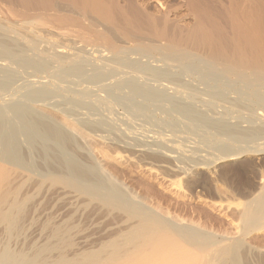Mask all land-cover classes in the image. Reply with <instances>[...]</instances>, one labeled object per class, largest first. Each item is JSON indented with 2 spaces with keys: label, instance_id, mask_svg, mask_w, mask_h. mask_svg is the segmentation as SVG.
Returning a JSON list of instances; mask_svg holds the SVG:
<instances>
[{
  "label": "bare ground",
  "instance_id": "bare-ground-1",
  "mask_svg": "<svg viewBox=\"0 0 264 264\" xmlns=\"http://www.w3.org/2000/svg\"><path fill=\"white\" fill-rule=\"evenodd\" d=\"M62 39L69 40V45ZM68 47L74 49L69 51L71 55L67 54ZM90 50L100 57L102 65L110 67L108 70H116L113 74L132 77V82L125 78L126 83L137 79L153 87L152 99L195 96L202 100V96H208L203 98L217 101L230 91L237 94L236 104L249 100L251 106L254 102L257 108L246 103L248 110L252 108L254 114L264 117V0H0V74H19L15 86L12 81L0 82V264H264V184L243 201H229L225 212L211 206L209 214L223 212L229 225L217 233L171 216L170 211L163 210L161 201L155 205L149 195L133 194V190L129 193V188L126 193L116 182L117 186L95 174L90 176L88 163L82 166L84 161L68 152L64 124L30 113L32 103L61 112L60 99L52 100L58 107L48 100L61 97L63 74L71 72L78 78V73H72L77 72L74 66L86 62ZM67 69L70 71L65 72ZM6 77L3 80H9ZM120 80L119 76V82L123 78ZM136 85L138 88L140 84ZM93 87L87 86L92 91ZM57 90L60 95H54ZM19 93L24 99L16 98ZM232 106L235 111V102ZM181 107L177 108L193 116L197 109ZM201 110L197 109L200 115ZM234 154L228 152L226 158L236 157ZM179 168L185 170L184 166ZM160 196L165 199L168 195Z\"/></svg>",
  "mask_w": 264,
  "mask_h": 264
},
{
  "label": "rangeland",
  "instance_id": "rangeland-1",
  "mask_svg": "<svg viewBox=\"0 0 264 264\" xmlns=\"http://www.w3.org/2000/svg\"><path fill=\"white\" fill-rule=\"evenodd\" d=\"M62 41L64 43L66 42V44L69 45V40H68V43H67V40L65 41L64 39H62ZM71 45H72V43L70 42V46ZM88 47H93V46L89 45ZM70 48L71 47L67 48L68 49L67 54H70L71 52L74 51L73 48H71V49ZM69 51H70V53H69ZM89 55H90V57H89L90 59L89 58H88V60L86 59L87 61L85 60L86 62H83L82 65H80L81 67L79 65L74 66L76 68L77 67L79 68V72H78V68L76 69L77 72L76 71L72 72L73 74L78 73L77 74L78 78L76 75L73 76L71 74V72H69L70 71L69 69H67V71L65 70V72H69V74L65 73V74H63L64 76L61 78V80H63V81H61V83H63V84H61V86H63L64 90L62 89V87H61V89H59L60 91H62L63 95L61 94V92L59 90H57V92L54 95L59 93V95L61 94V97L58 96V98L55 99L57 96H53L54 98L51 97V99L48 100V101H51L52 103H54V101H52V100H59L60 99L58 102L60 103V105L62 107L59 106V104H58V106H59V108H61V112H63L65 110L63 113L56 111V109L52 108V106H40V105H36L35 103L31 104V102L29 101V103L31 104L30 113L36 114L41 119H44L46 121L57 120V121L64 124L65 131L67 133L66 137L68 136V138H66L67 140H65V145L69 146L66 148L67 149L69 148L68 152L72 151L74 153V156L76 154L75 157L76 158L79 157V159H78L79 161H81V160H82L81 162L84 161L82 166H84L85 163L86 164L88 163V165H86V166H88V169H90L89 170L90 176L95 174L93 176L97 175L98 177L105 178L107 181H109L108 183L111 185L113 184V185L117 186L119 184L121 186H119V185L118 186L120 188H123L124 192L127 191L130 193V190H133V192L131 191L133 194L137 193L138 195H149L150 199L153 200V203L155 205H159L158 202L161 201L163 210L165 212L170 211L171 216H173L175 218H183V219H185L184 220L185 222H187V221H189V223L193 222L196 225H199V226H202L204 228L213 230L217 233H219L221 230L229 228L228 221L226 218H224V215L222 214L223 212H225L229 209L228 202L229 201H233V202L243 201L246 199L247 195H253V194H256V192L258 193V190L260 189L259 187L264 184L263 183L264 182V147H263L264 146V141H263L264 139L262 140V138H261L262 136L264 137V131H263L264 130V126H263L264 125L263 124L264 123L263 122L264 117L263 116L260 117L257 114L259 117L258 118L257 115L254 114V110L257 108V106H256L257 104L252 102L253 104L251 106H253L254 110L252 108H250L249 109L251 111L250 112L248 110L249 107L247 108V106H250L249 104H251V101L243 100V101H246L243 103V101L240 100V102L238 104H236L237 101H239L237 98V94L232 93V92L230 93V91L228 89H227V91H229V93L226 91L227 94L231 95V97H233V98L228 96L224 91V93L227 95L226 96L224 94L225 99H224V97H222V98L218 97L219 99L216 98L217 101L219 100L218 103H215L217 101L213 100V101H215L214 102L215 104L212 103L213 101L207 100L210 98H207V99L203 98V97H208V96H202V100H201V98L199 99L201 102H199V100H198L199 97H195V96H192V97L189 96V99H190V97L195 98V99L197 98V100L194 102H193V100H195V99L189 100L187 98L188 96H186L184 98H181V97H175L174 98L173 97V99H171V98H169V99H154L153 98L152 99L149 96H150V91L152 92L153 87H151L150 85L147 86V84L145 85L143 82H141V81L139 82L137 79L135 80V82L133 81V83H130V82H132L131 81L132 77L130 78V76L129 77L127 76L128 77L127 78L125 75H123L121 73H118L117 74L118 77H116L117 75H115V73L113 74V72H116V70L115 71L108 70V69H110V67L108 65H105V64L102 65L101 64V63H103L102 60L99 59L100 57H98V55L95 52L90 50ZM98 62H99V64H98ZM31 63H32V61H31ZM31 63H30V65H31ZM33 63H34V61H33ZM33 63H32V65H33ZM86 63L88 65H86ZM58 70L60 71L61 69H58ZM80 71L83 73H81ZM79 74L80 75L82 74L81 78H80ZM119 74H121V75H119ZM65 75L66 76L68 75L67 79H69V80L66 79ZM2 76H3V78H5L6 75L0 74V77H1L0 82L1 83H7L8 81H12L13 85L17 79L16 77L19 78V74H15L14 76H12L14 79L12 77L7 76L6 78L7 79L9 78V80L6 81V79H4L5 80L4 81ZM119 76H120L121 80L123 78L122 81L120 80L121 82H119ZM64 78L68 82H64L65 81ZM70 78H71V81H70ZM125 78H127V80L130 81V82H127L128 84L130 83L129 85L126 83ZM96 79H98L97 81H99V83L95 82ZM116 79H118V80H116ZM75 80L80 82L82 86L81 85L79 86L80 83H78V82L74 83ZM93 80H94V82H93ZM107 81H108V84H107ZM115 81H117V83H115ZM122 82H124L123 83L124 85L122 84ZM137 82H138V84H140V85H138V88H136ZM67 83H68V85L66 86L65 84H67ZM92 83H95L96 85L92 84ZM118 83H121V84L118 85ZM97 84L98 85L100 84V85L97 86ZM132 84H134V85H132ZM75 85L77 87L79 86L78 89L80 91L75 90V89H77V87ZM93 85L96 88L93 87ZM121 85H123V87H120ZM87 86H89V87L92 86L95 89H93V91H92V89L87 88ZM102 86H103V89H102ZM126 86H127V88H126ZM100 87H101V89H99ZM134 87L136 89H134ZM70 88H71V92L74 94H72L70 92ZM108 88H109V90H108ZM146 88H147V90H146ZM96 89H99V90H96ZM65 90H66V93L68 95L65 92H63ZM94 90H96L98 92H95ZM24 91L25 90L23 89V92ZM75 91L76 92L78 91L80 93H78V92L76 93ZM98 93L101 94V96H98L99 95ZM146 93H149V95L148 94L146 95ZM93 94H96V95H93ZM232 94H234L235 97ZM19 95H20V93L18 94V96ZM80 95H81V97H80ZM18 96L16 98L24 99L23 97H20V96L18 97ZM63 96H64V99L62 98ZM222 96H223V94H222ZM99 97L102 98V101L107 100L108 103H107V101L106 102L104 101L102 103L101 98H99ZM226 97H228L229 101L226 100L227 99ZM229 97H230V99L233 100V103H232V100H231V103H229L230 102ZM70 98H72V99H70ZM185 98H187L188 100L186 101ZM96 99H98L97 102H99V104L96 102ZM170 99L172 101H170ZM174 99H177L176 101H178V102L176 103V101ZM222 99H224V100H222ZM234 99H237V100H234ZM26 100H28V99H26ZM65 100H66V102H65ZM165 100H167V101H165ZM203 100L206 102L208 101L209 104L206 102L204 103ZM60 101H62V103ZM70 101H71V103H70ZM145 101H148V102L145 103ZM224 101H227V102H224ZM172 102H173V104H172ZM179 102H182V104H180ZM234 102H235L234 107L237 108L240 106V109L237 108L238 111L236 108L234 109L235 111H237L236 113H235V111H233L231 109V108H233L232 105H234ZM56 103H57V101H55V103H54L57 106ZM224 103L225 104L227 103V104L225 105ZM246 103L248 104L247 106H246ZM107 104H109V105H107ZM174 104H176V105L179 104V105H177V107H179V109H180L181 105H184L185 107L188 106V107L193 108V109L197 108V109H199V111L203 108H206V107L207 108L203 109L205 111L201 110L202 111L201 115L205 112V114H203L202 116L200 115L199 111H197V109L194 110L196 112L194 113V116H193L192 114H190V115L186 114L185 111L182 112L183 110L182 111L179 110L176 107V105L174 106ZM197 104L200 106H198ZM203 104L205 106H203ZM206 104H208V106ZM69 105H70V107H69ZM99 105H101V107ZM168 105H169V107H168ZM236 105H239V106H236ZM184 106H182L181 109ZM210 106L213 108H211ZM245 106H246V108H245ZM109 107L111 108V113L109 111L110 110ZM185 107L183 109L187 108V107L186 108ZM198 107H200V108H198ZM241 107H244V108L241 109ZM81 108H82V110H81ZM103 108H105V109H103ZM228 108H230V109H228ZM207 109H209V110H207ZM214 109H215L216 113L213 112ZM219 109L222 110L223 112L220 111ZM240 110H243V111H240ZM246 110H248L249 112H247ZM78 111L81 113L79 114ZM96 111L99 112L100 114L97 113ZM207 111H208V113H207ZM219 111H220V113H219ZM225 111H227V112H225ZM85 112H87L89 116ZM112 112L117 114V116L115 114H113ZM210 112H212L213 116L211 115ZM132 113L135 115H133ZM181 113L186 114V116L184 114H181ZM231 113H232V115H231ZM251 113H253V114L251 115ZM69 114H70V116H69ZM197 114H199V115H197ZM237 114H239V115H237ZM66 115H68V117H66ZM78 115H80V117ZM107 115L108 116L110 115L109 118L107 117ZM227 115H230V116L226 117ZM204 116H207V117L205 118ZM232 116H233V118H232ZM234 116H236L237 118L238 117H240V118L237 119L235 117V119H234ZM94 117H95L96 121H95V119H93ZM103 117L104 118L107 117L110 120H108V122H107V118H106L105 119L106 122H105ZM113 117H116V118H113ZM201 117L202 118L204 117L206 120L204 118L202 119ZM212 117H214V118H212ZM255 117H256V119H255ZM97 118L101 121L103 120L105 123L103 124ZM117 118H119V120ZM131 118H133V119H131ZM112 119H115V120L113 121ZM125 119H126V121H125ZM213 119H215V121ZM75 120H78L79 123ZM97 120L100 122V124H98L99 122ZM162 120H164V121H162ZM87 121L90 123V126H91L93 131L91 130V128H89V125H88L89 123ZM80 122H82V123H80ZM94 122L97 123L96 126H92V123H94ZM113 122H116V124ZM126 122L130 123L131 125L129 124L130 126L128 125L129 127H127L128 123L126 124ZM218 122H219V124H218ZM259 122H261V123H259ZM75 123H76V125H75ZM101 123L104 126H102ZM107 123H109L110 126H108ZM119 123H121V124L124 123V125L125 124L126 125L123 127V124L121 126V124H119ZM81 124H83V125H81ZM111 124H113L114 127ZM216 124H218V125H216ZM239 124H240V126H239ZM86 125H87V127H85ZM119 125L122 128L118 127ZM210 125H212V126H210ZM221 125H223V126H221ZM233 126H235V127L233 128ZM126 127H127V129H126ZM130 127H132V129ZM146 127H148V128H146ZM194 127H196V128H194ZM128 128L131 130H129ZM81 130H83V131H81ZM127 130H129V131L127 132ZM227 130H228V132H226ZM231 130H233L234 132ZM130 131L132 132V134ZM86 132H88V133L85 134ZM128 133H130V134L128 135ZM242 134H244V135H242ZM103 135H105V137ZM122 135H123V137H122ZM251 135H252V137H254L255 140L256 139L257 140L255 141L251 137ZM258 135H261V136L259 137ZM255 136H257V137H255ZM116 137H118V138H116ZM130 137H132V138H130ZM117 139L119 141H117ZM206 140H207V142H205ZM240 140H242V141H240ZM120 141H121V143H120ZM253 141H255V143ZM261 141L263 142V144ZM129 142H131V143H129ZM122 144H124V145L122 146ZM126 145H127V147H126ZM161 145H163V146H161ZM227 145H229V146H227ZM259 145H261V147ZM165 146L166 147L168 146L167 147L168 149L165 148ZM89 147H90V149H89ZM197 147H198V149H197ZM158 149H159V151L161 150V152L162 151H167V152L163 153V154H165L163 156V154H161L158 151ZM74 150H76V151H74ZM84 150H86V151H84ZM153 151H155V152L153 153ZM82 152H83V154H82ZM119 152H120V154H117ZM228 152H229V154L237 153V154L232 155V156H236V157H233L231 159H229V158L227 159L226 155L228 154ZM68 154L70 156L71 153H68ZM150 155H152L151 156L152 158L150 157ZM195 155H196V157H195ZM74 156L72 155L71 157H74ZM110 156H112V157L110 158ZM92 157H93V159H92ZM187 157H189V158H187ZM148 159H150V160H148ZM194 159H196V160H194ZM212 159H214L213 160L214 162L212 161ZM110 160H112V161H110ZM190 160H192V161H190ZM79 164H80V162H79ZM187 164H188V166H187ZM180 165L182 167L183 166L185 167V170L187 173L183 172L184 169L182 170V168L181 169L179 168ZM91 166H93V167H91ZM111 174H112L113 178L116 177L115 179H113L111 177L113 180L117 179L116 181H113L111 178L108 179L109 175H111ZM180 179H181V181H180ZM110 181H111V183H110ZM114 182H116L117 185ZM124 185H125V187H124ZM128 188H129V190H126ZM160 195H168V196H166V198L164 199ZM176 195H183V196L178 197ZM227 195H234V197L229 198ZM213 205L218 206V209H221L223 212L221 214H219V212L214 211L217 214L216 215L215 214L210 215L209 214L210 210H212L211 206H213ZM217 217H220V218H217ZM261 234L262 233H259V235H261ZM260 237L263 238V235L259 236V238Z\"/></svg>",
  "mask_w": 264,
  "mask_h": 264
}]
</instances>
